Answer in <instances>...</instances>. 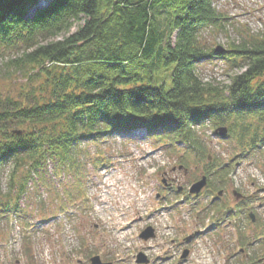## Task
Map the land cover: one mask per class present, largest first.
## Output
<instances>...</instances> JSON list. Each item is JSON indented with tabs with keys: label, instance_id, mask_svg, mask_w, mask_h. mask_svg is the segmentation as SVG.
Returning <instances> with one entry per match:
<instances>
[{
	"label": "trees",
	"instance_id": "16d2710c",
	"mask_svg": "<svg viewBox=\"0 0 264 264\" xmlns=\"http://www.w3.org/2000/svg\"><path fill=\"white\" fill-rule=\"evenodd\" d=\"M218 1L0 0L2 211H16L29 181L48 188L50 160L84 191L83 143L117 131L163 133L174 152L185 144L183 158L205 161L215 188L233 164H217L204 129L226 125L241 156L264 143V35L219 49L209 34L231 22ZM217 60L245 69L205 82L200 69ZM64 193L63 208L75 198Z\"/></svg>",
	"mask_w": 264,
	"mask_h": 264
},
{
	"label": "rangeland",
	"instance_id": "374dc122",
	"mask_svg": "<svg viewBox=\"0 0 264 264\" xmlns=\"http://www.w3.org/2000/svg\"><path fill=\"white\" fill-rule=\"evenodd\" d=\"M217 7L231 23L226 32L209 34L215 46L264 35V0H219ZM244 69L217 60L200 74L205 82L228 84ZM222 126L204 129L208 148L217 164L233 166L199 196L188 188L205 173L206 162L183 158L185 144L174 152L157 131H117L83 143L82 194L72 173L57 174L48 161V188L32 180L16 211L4 213L0 204V264H91L95 255L111 264H264V243H256L264 235V143L241 156L243 147L214 132ZM9 174H0L5 191ZM64 190L75 200L63 208ZM234 191L245 197L239 200ZM148 226L155 236L145 240L140 233ZM140 252L146 263L137 261Z\"/></svg>",
	"mask_w": 264,
	"mask_h": 264
},
{
	"label": "water",
	"instance_id": "95a60500",
	"mask_svg": "<svg viewBox=\"0 0 264 264\" xmlns=\"http://www.w3.org/2000/svg\"><path fill=\"white\" fill-rule=\"evenodd\" d=\"M219 49H223V48L219 47ZM217 131L220 134L224 135V134H226L228 132V129H227V127H220V128L217 129ZM14 133L21 134L22 131L15 130ZM207 183H208L207 176L204 175L199 181H197L194 184H192V186L190 188V192L193 193V194H199L202 191V189L207 185ZM234 193L237 196V198L241 197V194H239L237 191H234ZM220 194H222V191H220ZM140 236L147 240L150 237L154 236V231H153V229L151 227H148L141 233ZM186 255H187V252H185L183 254V257H185ZM137 261L139 263L147 262L145 256L142 253H139ZM91 262H92V264H109V263H103L101 261V258H100L99 255H96V256L92 257L91 258Z\"/></svg>",
	"mask_w": 264,
	"mask_h": 264
},
{
	"label": "bare ground",
	"instance_id": "6f19581e",
	"mask_svg": "<svg viewBox=\"0 0 264 264\" xmlns=\"http://www.w3.org/2000/svg\"><path fill=\"white\" fill-rule=\"evenodd\" d=\"M137 135H140V133H137Z\"/></svg>",
	"mask_w": 264,
	"mask_h": 264
},
{
	"label": "flooded vegetation",
	"instance_id": "af4514ba",
	"mask_svg": "<svg viewBox=\"0 0 264 264\" xmlns=\"http://www.w3.org/2000/svg\"><path fill=\"white\" fill-rule=\"evenodd\" d=\"M167 182V181H166ZM169 184H172V183H169ZM166 185H167V183H166Z\"/></svg>",
	"mask_w": 264,
	"mask_h": 264
}]
</instances>
